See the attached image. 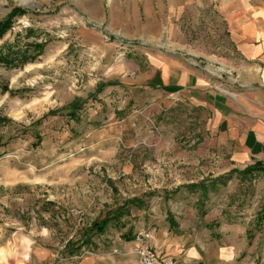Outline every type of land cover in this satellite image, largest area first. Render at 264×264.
<instances>
[{"label": "rangeland", "instance_id": "1", "mask_svg": "<svg viewBox=\"0 0 264 264\" xmlns=\"http://www.w3.org/2000/svg\"><path fill=\"white\" fill-rule=\"evenodd\" d=\"M15 7L0 54H41L0 64V264H141L127 238L146 230L177 264H264V165L206 195L185 188L234 170L165 79L228 59L214 4L0 0V20Z\"/></svg>", "mask_w": 264, "mask_h": 264}, {"label": "crops", "instance_id": "2", "mask_svg": "<svg viewBox=\"0 0 264 264\" xmlns=\"http://www.w3.org/2000/svg\"><path fill=\"white\" fill-rule=\"evenodd\" d=\"M210 1L228 34V59L204 69L185 61L166 83L177 88L178 108H193L224 168L264 165V0Z\"/></svg>", "mask_w": 264, "mask_h": 264}, {"label": "trees", "instance_id": "3", "mask_svg": "<svg viewBox=\"0 0 264 264\" xmlns=\"http://www.w3.org/2000/svg\"><path fill=\"white\" fill-rule=\"evenodd\" d=\"M24 15V11L20 8H13L3 19L0 20V39L3 37L5 33H7L12 27L17 17ZM19 51V50H18ZM17 51V52H18ZM15 53L14 55H2L0 54V64L9 67H16L17 65H24L26 63L33 62L37 56H39L41 53V46L38 44H35V47L33 48L32 54L25 53ZM10 54V53H9ZM4 91H6L4 89ZM81 108V103L75 102L72 104L70 112H68L67 116L71 120L77 119V112ZM2 124V120L0 119V125ZM35 138L37 139V144L40 143L41 138L39 135H35ZM5 144L0 143V147ZM1 155V154H0ZM255 170V167H247L243 171L238 170H231L228 175H226L223 178H217L214 181L211 182L209 186H206L204 182H199L197 184H188L185 186V188L190 192H195L197 190H200L202 194L206 195L208 192L209 187L211 186L213 190L216 189L217 184L224 185L227 180L231 178L232 175H237L238 177L242 178L245 173H253ZM120 216V214H118ZM116 215L117 217H119ZM116 216L111 217V215L106 216L104 219L100 221H96L93 223L90 227V231L92 233H95L97 235L102 234L103 231H105L110 224V222L114 221L116 219ZM263 219V217H262ZM247 236L249 239H252V233L250 231H247ZM133 236L128 237L127 239H132ZM89 239L85 240V244H89Z\"/></svg>", "mask_w": 264, "mask_h": 264}, {"label": "built area", "instance_id": "4", "mask_svg": "<svg viewBox=\"0 0 264 264\" xmlns=\"http://www.w3.org/2000/svg\"><path fill=\"white\" fill-rule=\"evenodd\" d=\"M151 239V231L138 232L133 236V252L139 257L141 264H177L175 260L168 256H160L150 247L148 240Z\"/></svg>", "mask_w": 264, "mask_h": 264}]
</instances>
